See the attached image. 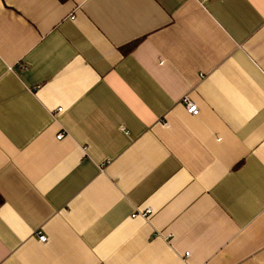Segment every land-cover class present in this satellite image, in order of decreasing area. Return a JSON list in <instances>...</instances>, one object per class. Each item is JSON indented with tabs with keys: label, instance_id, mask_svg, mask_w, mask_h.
<instances>
[{
	"label": "crops",
	"instance_id": "0c3cea01",
	"mask_svg": "<svg viewBox=\"0 0 264 264\" xmlns=\"http://www.w3.org/2000/svg\"><path fill=\"white\" fill-rule=\"evenodd\" d=\"M0 197V264H264V0H0Z\"/></svg>",
	"mask_w": 264,
	"mask_h": 264
},
{
	"label": "built area",
	"instance_id": "2783aa9c",
	"mask_svg": "<svg viewBox=\"0 0 264 264\" xmlns=\"http://www.w3.org/2000/svg\"><path fill=\"white\" fill-rule=\"evenodd\" d=\"M185 100H186V109H187L188 113H190L192 115H196L197 112H198L197 105L194 102L190 101L189 99H185ZM56 110L59 113L61 111V108H58ZM62 135H63V133H58L57 134V138L58 139L61 138ZM148 213H149V211L148 210H145L144 212H141L140 214L142 216H146V215H148ZM135 215H133V216H135ZM41 240H45L44 236H41ZM185 254L188 255L189 253L186 252Z\"/></svg>",
	"mask_w": 264,
	"mask_h": 264
},
{
	"label": "trees",
	"instance_id": "16d2710c",
	"mask_svg": "<svg viewBox=\"0 0 264 264\" xmlns=\"http://www.w3.org/2000/svg\"><path fill=\"white\" fill-rule=\"evenodd\" d=\"M1 201H2V199H1V197H0V203H1Z\"/></svg>",
	"mask_w": 264,
	"mask_h": 264
}]
</instances>
